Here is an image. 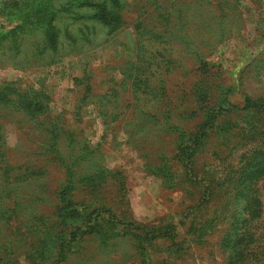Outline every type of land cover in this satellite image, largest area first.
<instances>
[{"label": "rangeland", "instance_id": "1", "mask_svg": "<svg viewBox=\"0 0 264 264\" xmlns=\"http://www.w3.org/2000/svg\"><path fill=\"white\" fill-rule=\"evenodd\" d=\"M11 1L0 0V93L11 100L9 105H0V122L8 161L17 166H43L48 174L46 185L37 191L47 190L50 199L64 181V172L44 150L45 137L39 126L19 111L23 100L39 98L51 107V118H60L65 128L73 129L78 147L93 150L102 164L115 172L109 173L118 179L112 178L114 183L105 191L120 218L129 217L147 227L160 226L169 219L181 223L189 196L169 189L151 174L145 168L147 159L153 150L172 156L179 132L168 131L167 122H181L190 133L198 131L195 125L204 116V110L192 102L198 86V92L206 96L208 88L213 89L212 99L230 85L238 100L243 92L264 96V0H144L146 8L130 9L125 26L105 38L99 36V45L88 40L92 37L90 23L87 19L80 23L75 8L59 9L52 21L70 27V32L63 29V34L54 36V46L46 28L50 21L46 14L51 6L55 8L54 0L35 6ZM175 3L186 10L183 40L159 32L157 26L167 19L160 13ZM149 8L155 15L151 21L147 20ZM136 15L145 23L140 28L133 21ZM221 27L226 35L220 43L217 34ZM189 49L204 53L208 63H202ZM42 93L49 97L41 98ZM256 148L254 140L245 141L237 133L224 144L210 135L196 157L198 170H214L220 177L230 166L238 168L247 161ZM29 190L23 189L28 197ZM37 205L39 209L52 208L46 202ZM47 214L53 220L52 213ZM24 217L5 227L1 222L0 233H9L17 223L25 222ZM98 238L85 237L69 263L141 264L142 254L130 236L113 240L107 247ZM28 243L30 246V240ZM166 247L153 252L154 264L167 255ZM210 249L194 250L183 262L168 259L167 264H219L208 254ZM23 250L24 246L11 248L15 264H27Z\"/></svg>", "mask_w": 264, "mask_h": 264}, {"label": "trees", "instance_id": "2", "mask_svg": "<svg viewBox=\"0 0 264 264\" xmlns=\"http://www.w3.org/2000/svg\"><path fill=\"white\" fill-rule=\"evenodd\" d=\"M11 2L35 6L45 1ZM56 2H52L55 8L51 6L46 14V18H50L46 28L52 38L51 46L55 44L54 36L63 34V29L70 32V27H60L52 21L60 13L59 9L75 8L73 11L81 18L80 23L83 19L90 23L88 32L92 33V37L88 40L99 45L100 37L110 36L125 26V15L130 9L138 8L141 11L146 8L144 0ZM147 2L151 5L150 1ZM175 4L172 9L169 6L160 13L167 19L166 23L157 26L159 32H169L172 37L183 40L186 23L182 21L186 17V10ZM84 8L86 12H82ZM53 9L58 10L52 14ZM146 12L147 20H153L154 12L150 8ZM138 13L134 10V14ZM133 21L137 23L136 28L145 24L138 15L134 16ZM225 35L223 28H218L217 41L221 43ZM189 50L194 51L202 63H208L204 53ZM200 87H197L192 98L195 106L204 110L203 118L195 125L198 131L190 133L181 122H167L165 126L168 131L179 132L174 137L172 156L153 150L154 153L147 159L145 168L151 174L160 178L169 189H179L189 196L181 223L169 219V222L153 227L137 223L129 217L120 218L105 191L114 183L111 179L115 177L112 175L115 172L102 164L93 150H88L85 145L83 148L77 146L73 129L65 128L60 118H51L49 105L39 98L23 100L19 111L39 126L40 133L45 137L44 150L64 172V181L52 200L47 190L37 191L46 185L47 170L43 166H17L8 161L7 141L0 122V177L3 180L0 185V223L3 222L1 224L5 227L11 225L14 219L30 215L24 217L25 222L17 223L18 226L9 233H0V264H15L16 260L14 262L11 258V248L21 249V246H24L22 252L27 264H70V257L78 245L85 237L94 235L99 237L104 247L113 245V240L130 236L133 245L142 254L141 264H154L153 252H160L165 244L164 253L167 255L158 264H167L168 259L183 262L185 256H190L189 253L204 248H211L208 254L214 256L219 264H264V96L253 97L243 92L238 100L236 89L230 85L221 88L212 99L213 89L208 88L210 94L206 96L207 93L198 92ZM90 92L91 86L88 85V96ZM43 97L49 96L42 93ZM10 102L8 94L0 93V105L6 106ZM236 133L239 137L243 136L245 141L254 140L257 143L248 160L238 168L230 166L220 177L214 170L199 171L196 157L203 141L214 135L224 144ZM61 138H64L65 146L61 145ZM15 170L18 173L14 175ZM25 188L37 192V195L29 190L31 196L28 197L23 191ZM42 195L45 197L42 198ZM37 199L48 203L52 207L50 211L39 209ZM48 212L52 213L53 220H49L51 214L45 215ZM21 242L24 245L17 246Z\"/></svg>", "mask_w": 264, "mask_h": 264}]
</instances>
